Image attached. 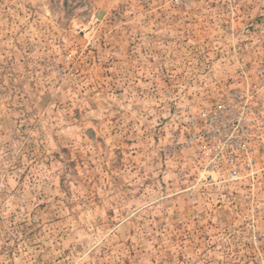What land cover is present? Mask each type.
Returning <instances> with one entry per match:
<instances>
[{
	"label": "rangeland",
	"instance_id": "1",
	"mask_svg": "<svg viewBox=\"0 0 264 264\" xmlns=\"http://www.w3.org/2000/svg\"><path fill=\"white\" fill-rule=\"evenodd\" d=\"M0 264H264V0H0Z\"/></svg>",
	"mask_w": 264,
	"mask_h": 264
},
{
	"label": "built area",
	"instance_id": "2",
	"mask_svg": "<svg viewBox=\"0 0 264 264\" xmlns=\"http://www.w3.org/2000/svg\"><path fill=\"white\" fill-rule=\"evenodd\" d=\"M202 117L204 130L199 137L213 166L220 165L225 157H230L232 162H236L241 152L251 149L250 143L255 140L250 131L253 121L234 111L231 103H219L212 111L204 112ZM233 175L238 178V171L234 170Z\"/></svg>",
	"mask_w": 264,
	"mask_h": 264
}]
</instances>
